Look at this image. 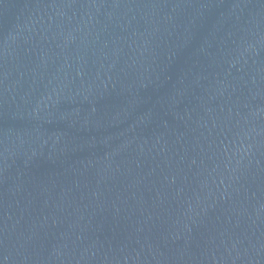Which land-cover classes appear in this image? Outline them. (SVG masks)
I'll return each mask as SVG.
<instances>
[{
  "label": "water",
  "instance_id": "obj_1",
  "mask_svg": "<svg viewBox=\"0 0 264 264\" xmlns=\"http://www.w3.org/2000/svg\"><path fill=\"white\" fill-rule=\"evenodd\" d=\"M0 264H264V0H0Z\"/></svg>",
  "mask_w": 264,
  "mask_h": 264
}]
</instances>
